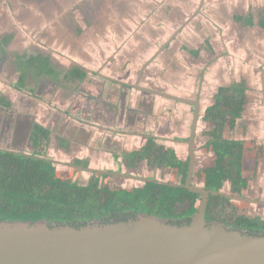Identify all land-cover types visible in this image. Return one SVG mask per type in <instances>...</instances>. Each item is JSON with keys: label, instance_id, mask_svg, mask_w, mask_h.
I'll return each mask as SVG.
<instances>
[{"label": "crops", "instance_id": "crops-1", "mask_svg": "<svg viewBox=\"0 0 264 264\" xmlns=\"http://www.w3.org/2000/svg\"><path fill=\"white\" fill-rule=\"evenodd\" d=\"M200 5L201 0H0V37H12L0 57V97L11 103L9 109L0 106V150L33 154L30 136L37 123L51 132L37 150L45 154L41 158L68 174L81 161L91 169L153 176L146 161L130 169L122 157L144 147L148 135L186 162L195 108L135 89L144 68V88L199 102V175L206 159L214 158L204 150L211 131L206 111L220 87L245 81L248 110L225 138L258 147L262 156L256 171L244 173L248 187L242 196L264 201V0H204L194 17ZM24 54L50 57L58 73L78 65L87 77L61 85L42 80L35 92L17 89L14 58ZM172 176L165 170V180ZM220 191L231 193L230 180ZM250 212L264 216V205L251 204Z\"/></svg>", "mask_w": 264, "mask_h": 264}, {"label": "trees", "instance_id": "trees-1", "mask_svg": "<svg viewBox=\"0 0 264 264\" xmlns=\"http://www.w3.org/2000/svg\"><path fill=\"white\" fill-rule=\"evenodd\" d=\"M11 41V36L0 37V57ZM14 62L19 75L16 88L31 92L36 91L42 80L61 85L62 82L84 81L88 74L78 65L58 73L51 58L43 55H17ZM30 82L35 85L31 89ZM247 90L245 81L220 87L215 103L204 116V121L211 126L210 140L204 150L213 153L214 158L203 163L198 177L208 190L220 191L224 182L230 180L231 194L242 195L248 187L244 173L249 169L256 171V160L261 153L254 142L225 138V133L234 129L237 120L248 110L250 98ZM0 106L9 109L11 103L0 97ZM50 133L40 124L33 126L30 140L35 152L31 155L0 150V221L46 220L50 224L81 227L95 220L123 221L146 213L183 224L178 220L190 221L197 212L200 196L182 188L147 183L142 188L113 190L106 180L102 182L99 174H94L88 185H79L73 181L75 171L65 177L52 161L37 158L45 156L37 150L47 145ZM124 157L130 166L147 159L154 165L171 170L173 175H180L182 183L186 180L188 161L182 162L174 151L158 146L153 138H149L141 149L125 153ZM76 164L82 162L76 161ZM250 206L249 203H235L211 196L205 219L250 234H264V216L250 214Z\"/></svg>", "mask_w": 264, "mask_h": 264}, {"label": "water", "instance_id": "water-1", "mask_svg": "<svg viewBox=\"0 0 264 264\" xmlns=\"http://www.w3.org/2000/svg\"><path fill=\"white\" fill-rule=\"evenodd\" d=\"M203 5L204 0H201L194 17L200 13ZM143 72L144 68L134 85L137 90L195 108L191 133L186 141L190 162L185 183L144 181L182 188L200 195L197 212L183 224L146 213L123 221L95 220L81 227L50 224L46 220L0 221V264H264V234H250L205 219L211 196L223 197L235 203L264 205V201L192 184L199 102L144 88L140 85Z\"/></svg>", "mask_w": 264, "mask_h": 264}, {"label": "flooded vegetation", "instance_id": "flooded-vegetation-1", "mask_svg": "<svg viewBox=\"0 0 264 264\" xmlns=\"http://www.w3.org/2000/svg\"><path fill=\"white\" fill-rule=\"evenodd\" d=\"M135 88V87H134ZM136 89V88H135ZM143 92V91H142ZM149 138H153L154 140H155V142H156V144L158 145V146H161V147H164V149L165 150H167V149H169V148H166L165 146H163V145H161V144H159L158 143V138L157 137H154V136H152V135H148L147 136V142H148V139ZM98 141V140H97ZM147 144V143H146ZM170 150H172V151H174L175 152V154L177 155V153H176V151L175 150H173V149H170ZM132 152H134V151H132ZM123 153L125 154V153H128V152H125V151H123ZM131 153V152H130ZM194 153H196V151H195V148H194ZM124 154H123V159L126 161V165H127V167L128 168H130V169H133V168H135V166L136 165H139V164H141L143 161H146V164H147V167H150L149 169H148V171H151V170H154L155 171V174L153 175V176H140V175H133L132 173H130L129 171H127V172H124L123 171V169H117V170H113V169H105V170H97V169H91L90 167H89V163H86V165L84 164H76V162L74 163V165H73V167H74V171L76 172L75 173V175H74V177H73V181H77L78 182V184L79 185H82V186H85V185H88V183H89V181L91 180V178H92V176L94 175V174H99V175H101V178H102V182H104L105 180L108 182V184H109V186H110V183H111V181L112 180H114V179H116V180H121V181H124V182H118L119 184H121L122 183V185L124 184V185H126V181H138V182H141L142 184H143V186H141V187H138V186H136V187H132V188H126V187H114V188H111V189H125V190H132L133 188H142V187H144V185L145 184H147V183H154V182H145L144 180H146V179H149V180H153V181H158V182H166V183H174V184H184V183H182V177L180 178V182L179 183H177V182H175V181H173L172 179L171 180H169V181H165V177H164V172H165V170H167V169H164L163 167H160V166H158V165H154V164H152V163H150V161L149 160H147V159H143L142 161H140L139 163H137L135 166H130L129 165V161L128 160H126L125 159V157H124ZM178 157V156H177ZM196 154H195V164H196ZM46 159V158H45ZM117 159H119V157H117L116 156V160ZM47 160H49V159H47ZM180 160V159H179ZM50 161H52L53 162V164H54V166L56 167V169H57V166H56V162H54L53 160H50ZM187 161H188V164H189V162H190V155H189V148H188V155H187ZM186 161V162H187ZM189 168V167H188ZM58 170V169H57ZM157 170H160L159 171V173H156V171ZM59 171V170H58ZM59 172H61V171H59ZM89 173L90 174V177L88 178V179H86V181L84 180V182H85V184H80V182H79V179H81L82 177H83V175H82V173ZM102 172V173H101ZM103 172H107V173H114L115 175H112V174H105V173H103ZM62 173V172H61ZM73 173V172H72ZM72 173H69L68 174V176L70 175V174H72ZM77 173H79V175H76ZM194 173H195V170H194ZM63 176H64V174H62ZM197 175H198V173H197ZM105 176H107L108 177V179H105ZM193 176H194V174H193ZM175 177H178V175H173L172 176V178H175ZM187 178V177H186ZM85 179V178H84ZM186 181V180H185ZM117 183V184H118ZM155 184H158V183H155ZM192 184H193V180H192ZM193 185H195V184H193ZM196 186H199V185H196ZM201 187H204L203 186V184L201 185ZM188 191V190H187ZM194 194V193H193ZM196 195H198V194H196ZM200 196V195H199ZM200 198H201V196H200ZM200 198L198 199V201H197V204H196V207L198 208V204H199V201H200ZM178 221H180L181 223H185V222H187V220H185V219H180V220H178Z\"/></svg>", "mask_w": 264, "mask_h": 264}, {"label": "rangeland", "instance_id": "rangeland-1", "mask_svg": "<svg viewBox=\"0 0 264 264\" xmlns=\"http://www.w3.org/2000/svg\"><path fill=\"white\" fill-rule=\"evenodd\" d=\"M4 146L7 147L6 144H4ZM208 158L206 160H208ZM200 166H201V163L195 165V173H194V176H193V184L199 185V186L202 185V179H200L198 177V175H197V173L199 172ZM202 166H204V164ZM61 170H62L61 171L62 174H64L65 177H68V170L69 169H61ZM180 178H181V176L178 175V177L172 178V180L177 182V183H179L180 182ZM84 180L86 181V179H84V176L81 179H79L80 184H85ZM165 181H168V180H165ZM118 182H124V181H121V180L118 181V180L114 179V180L111 181L110 187L114 188V187L117 186V187L132 188V187H136V186H138V187L143 186V184L141 182H138V181H126L125 182L126 185H124V184L122 185V183L119 184ZM249 213L252 214V212H250V210H249Z\"/></svg>", "mask_w": 264, "mask_h": 264}]
</instances>
